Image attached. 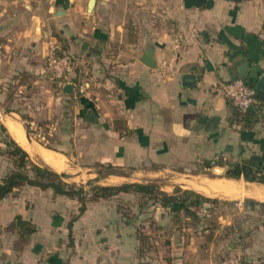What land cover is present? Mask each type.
Returning a JSON list of instances; mask_svg holds the SVG:
<instances>
[{
	"label": "crops",
	"instance_id": "0c3cea01",
	"mask_svg": "<svg viewBox=\"0 0 264 264\" xmlns=\"http://www.w3.org/2000/svg\"><path fill=\"white\" fill-rule=\"evenodd\" d=\"M89 2L0 0V59H14L6 76L15 71L16 83L30 73L42 82L51 45L65 43L64 51L79 59L62 94L68 99L80 92L79 117L96 116L88 122L100 137L88 142L98 148L92 161L100 168L142 166L155 176L162 171L151 168L176 167L184 177L189 164L195 170L210 164L206 184L184 190L234 203L244 216L223 221L245 243L238 264H264V208L252 207L264 204V184L225 176L231 164L253 161L264 168V124L241 123L233 104L212 92L218 81L242 78L245 65L249 84L255 85L257 72L264 75V0H95L92 12ZM148 49L155 68L143 62ZM169 62L172 72L164 68ZM185 75L196 79L190 87L183 86ZM66 85H72L70 93ZM46 91L55 96L53 86ZM6 99L0 84V103ZM39 146L58 161L53 165L37 149L44 164L72 175L64 153ZM7 165L0 155V182ZM191 176L204 177L196 171ZM88 177L109 186L129 181L105 171ZM113 199L90 201L79 215L78 200L32 186L15 189L0 201V264H140L138 240L123 226ZM201 254L193 251L194 264H201ZM211 254L209 264H217Z\"/></svg>",
	"mask_w": 264,
	"mask_h": 264
},
{
	"label": "rangeland",
	"instance_id": "374dc122",
	"mask_svg": "<svg viewBox=\"0 0 264 264\" xmlns=\"http://www.w3.org/2000/svg\"><path fill=\"white\" fill-rule=\"evenodd\" d=\"M64 45L65 43L61 42L60 48L56 49L57 56L67 55L74 63H78L79 58L65 52ZM48 53L43 62L44 78L40 83H36V75L30 73L23 75L21 72L19 81L13 83L16 77L15 71L10 72L7 77L6 68L14 63V59L9 55L3 60L0 59V84H4L8 92V99L0 103V106L2 105L0 120L4 123L10 118L21 123L29 132L34 144L64 153L68 157L72 174L68 176L69 183L84 186L87 192H90V183L100 184H96V180L88 176L97 178L100 171L106 173L115 171L120 175H127L129 181L126 183H154L161 188V191L172 195L176 187L186 189L192 187L195 182L205 185L208 177L213 176L212 171L208 169L211 165L206 163L200 164L196 170L193 169L196 166L189 164L188 175L185 177L178 174L181 170L176 167L166 172L162 170L163 168L161 170L156 167L151 168L162 171L156 176L152 175L150 170L145 173L146 170L142 166L125 169L120 167L110 169L108 166L100 168L99 163L92 161L94 156L96 157L98 148L88 146L91 140L94 143L100 142V137L97 130H88L87 115L85 120L79 117L81 93L76 92L75 96L68 99L62 94L61 86L54 81L55 79L53 80ZM8 54H11V51ZM5 77L10 81L2 82ZM38 77H41V74ZM50 85L55 89V96H52L53 94L51 97L48 96L46 90L51 87ZM2 142L0 139V151L6 148ZM30 156L36 163H43L34 153L31 152ZM6 160L7 166L12 169L13 163L7 158ZM195 171L204 177L197 179L191 176ZM113 200L117 205L123 226L138 240L137 255L140 264H182V260L184 264H194L197 259L193 251L198 248L202 252L199 261L201 264H209L210 252L211 256L214 255L217 264H238L245 243L240 241L242 237L238 236L241 235H234L232 228L224 226L223 221L235 218L234 216L237 218L244 216L243 213H239L234 203L219 199L203 202L200 206L194 207L197 217L195 218L184 211L176 214L162 209L159 202L149 195L120 194Z\"/></svg>",
	"mask_w": 264,
	"mask_h": 264
},
{
	"label": "trees",
	"instance_id": "16d2710c",
	"mask_svg": "<svg viewBox=\"0 0 264 264\" xmlns=\"http://www.w3.org/2000/svg\"><path fill=\"white\" fill-rule=\"evenodd\" d=\"M258 93L261 99V94L260 92ZM251 121V118H247L244 123L249 125ZM0 139L6 147L5 150L1 149V155L13 163V168L10 169L0 182V201L14 192L15 189L23 186H32L43 191L52 190L57 196L78 200L81 205L79 215H82L86 211L89 201L111 199L120 194L133 193L141 196L149 195L159 202L162 209L176 214L184 211L188 215L197 218L193 210L194 207L211 200L193 190H184L181 187H176L173 194L169 195L161 191V188L154 183H125L117 186L94 185L90 183V192H87L84 186L69 183L67 181L68 175L60 174L44 163H36L30 154L12 137L2 121H0ZM216 165L225 167V164L222 162H218ZM108 168L114 169L112 166ZM109 173L120 174L115 171ZM225 176L230 179L238 180L243 178L249 182L264 184V168L253 161L229 165ZM252 204L253 206L260 205L264 208L263 203L252 202ZM28 232L32 231L28 229Z\"/></svg>",
	"mask_w": 264,
	"mask_h": 264
},
{
	"label": "built area",
	"instance_id": "2783aa9c",
	"mask_svg": "<svg viewBox=\"0 0 264 264\" xmlns=\"http://www.w3.org/2000/svg\"><path fill=\"white\" fill-rule=\"evenodd\" d=\"M56 49L58 47L52 44L48 61L54 79L62 86V83H65L74 72L75 63L67 55L57 56ZM164 68L166 72H172L173 62L165 63ZM212 92L221 94L233 104L241 123L251 118L254 123L264 124V102L260 99L259 91L255 86L247 81L242 78L218 81L212 86Z\"/></svg>",
	"mask_w": 264,
	"mask_h": 264
},
{
	"label": "water",
	"instance_id": "95a60500",
	"mask_svg": "<svg viewBox=\"0 0 264 264\" xmlns=\"http://www.w3.org/2000/svg\"><path fill=\"white\" fill-rule=\"evenodd\" d=\"M94 5H95V0H90L89 9H88L89 12H92ZM153 55H154V51L152 49H148L146 51L144 59H143V62L151 68L156 67V63L153 60ZM249 75H250L249 66L245 65L243 71L241 72L242 79L247 81L249 78ZM256 77H257L256 78L257 80H256L254 86L260 92L262 100H264V75H262L261 72H257ZM195 80L196 79L193 75H185L183 77V86L190 87L192 85V83L195 82ZM72 90H73L72 85H66L64 88V92H66V93H70ZM7 113H9V112H7ZM95 119H96V116L92 112V113H89L87 115L86 121L89 123H93L95 121ZM25 133H26V137L28 138L29 142L34 143L32 138L30 137L29 132L25 130ZM101 173H102V171L98 172V174H101Z\"/></svg>",
	"mask_w": 264,
	"mask_h": 264
},
{
	"label": "bare ground",
	"instance_id": "6f19581e",
	"mask_svg": "<svg viewBox=\"0 0 264 264\" xmlns=\"http://www.w3.org/2000/svg\"><path fill=\"white\" fill-rule=\"evenodd\" d=\"M10 119V118H9ZM7 126L11 130V132L14 134L16 140L20 142L23 145V148L31 154L36 152L37 149H40L43 155L45 156V159H47L49 162H51L53 165H57L58 161H55V155L51 152H48L47 150L44 151L39 145L37 144H30L28 139L26 138V135L24 133V129H22V126L18 124L17 122H13L12 120H7ZM43 150V151H42ZM52 166V165H51ZM63 167V166H61ZM55 168V167H54ZM214 189V188H213ZM205 193L209 194L211 191L206 189L203 190ZM214 191V190H213Z\"/></svg>",
	"mask_w": 264,
	"mask_h": 264
}]
</instances>
